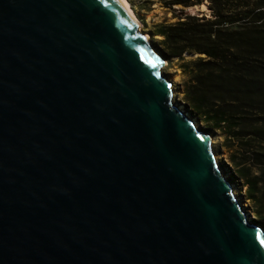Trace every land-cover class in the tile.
Instances as JSON below:
<instances>
[{"label":"water","instance_id":"95a60500","mask_svg":"<svg viewBox=\"0 0 264 264\" xmlns=\"http://www.w3.org/2000/svg\"><path fill=\"white\" fill-rule=\"evenodd\" d=\"M164 66L117 0H0V264H264Z\"/></svg>","mask_w":264,"mask_h":264},{"label":"trees","instance_id":"16d2710c","mask_svg":"<svg viewBox=\"0 0 264 264\" xmlns=\"http://www.w3.org/2000/svg\"><path fill=\"white\" fill-rule=\"evenodd\" d=\"M175 21L151 26L178 62L183 100L204 129L224 135L235 180L264 227V0H163ZM208 12L192 13L194 7Z\"/></svg>","mask_w":264,"mask_h":264},{"label":"rangeland","instance_id":"374dc122","mask_svg":"<svg viewBox=\"0 0 264 264\" xmlns=\"http://www.w3.org/2000/svg\"><path fill=\"white\" fill-rule=\"evenodd\" d=\"M163 0H126L130 10L134 13V15L139 19L141 23L140 30L147 36H149V41L155 47L156 42L152 38L150 34L151 26L156 23H162L164 21L173 22L175 21L174 14L171 10L164 7L162 2ZM192 13H199V12H208V7L205 5L201 7H194L188 10ZM156 49V48H155ZM157 50V49H156ZM164 74L169 78L170 81L173 83V87L176 93L174 95L175 103L186 112L197 124L200 130L205 131L207 134L213 136L214 143L213 148L216 155H221V159L219 160V165L223 170L225 176L230 180L233 184V190L236 191V196L239 198L241 205L243 206L246 213L249 215V218L258 223L255 214L252 209V205L250 201L245 196V187L241 181L235 180V171L234 166L231 163L230 155L232 151H229L223 141L225 139L224 135L221 133H217L215 131H207L204 129L203 124L201 121L193 116L188 106L185 104L183 100V82L185 80V76L183 71L180 69V66L177 61L174 63L167 62V64L163 67ZM259 226H261L259 224ZM264 230V227L261 226Z\"/></svg>","mask_w":264,"mask_h":264},{"label":"bare ground","instance_id":"6f19581e","mask_svg":"<svg viewBox=\"0 0 264 264\" xmlns=\"http://www.w3.org/2000/svg\"><path fill=\"white\" fill-rule=\"evenodd\" d=\"M123 7H124V9L129 13V15L133 18V20L136 22V24H137V26L139 27V30H140V28H141V23H140V21H139V19H137V17L134 15V13L130 10V8H129V6H128V4H127V2H126V0H117ZM140 32L141 33H143L141 30H140ZM144 34V33H143ZM145 35V34H144ZM145 37H146V39L147 40H150L149 39V36H147V35H145ZM165 59V58H164ZM167 62H168V60L167 59H165V65L167 64ZM166 76V75H165ZM167 77V76H166ZM168 78V77H167ZM169 79V78H168ZM172 82V81H171ZM173 91L175 92V90H174V87H173ZM174 95H176V93H174ZM179 107V106H178ZM180 108V107H179ZM180 110H181V108H180ZM181 111H183V110H181ZM184 112V111H183ZM184 113H186V112H184ZM187 114V113H186ZM188 115V114H187ZM195 124H196V122H195ZM197 125V124H196ZM198 127V126H197ZM199 128V127H198ZM208 137H209V139H210V141L212 142V144L214 143V138H213V136H211V135H209L208 134ZM216 159H217V162H218V164H219V160L221 159V155H216ZM234 193H235V195H236V191L234 190ZM238 198V197H237ZM238 201H240L239 200V198H238ZM243 207V206H242Z\"/></svg>","mask_w":264,"mask_h":264}]
</instances>
